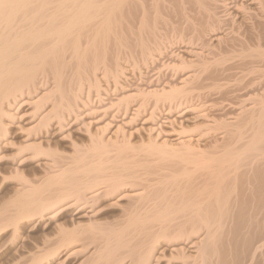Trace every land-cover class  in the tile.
Instances as JSON below:
<instances>
[{
  "label": "bare ground",
  "instance_id": "obj_1",
  "mask_svg": "<svg viewBox=\"0 0 264 264\" xmlns=\"http://www.w3.org/2000/svg\"><path fill=\"white\" fill-rule=\"evenodd\" d=\"M8 184L6 264H264V0H0Z\"/></svg>",
  "mask_w": 264,
  "mask_h": 264
},
{
  "label": "rangeland",
  "instance_id": "obj_2",
  "mask_svg": "<svg viewBox=\"0 0 264 264\" xmlns=\"http://www.w3.org/2000/svg\"><path fill=\"white\" fill-rule=\"evenodd\" d=\"M7 187V188H6ZM10 185L8 184V185H6V186H4V188L2 187V190L0 189V202L3 200V199H6L8 196H9V194H7L8 192L10 193ZM5 190V191H4ZM6 190H8V191H6ZM37 233V234H36ZM40 233V234H39ZM44 234H46V233H43V235ZM50 234V233H49ZM48 234V235H49ZM43 235H41V232H35L34 234H33V236H32V238H31V240H33V241H35V243H37V242H40V241H42L43 240ZM40 236V237H39ZM47 236V235H46ZM49 236H51V235H49ZM49 236L47 237V238H49ZM33 241H30V242H32V243H34ZM10 257V255L6 258V259H4V261H2V262H0L1 264H6V262L8 261L7 259ZM6 261V262H5ZM4 262V263H3Z\"/></svg>",
  "mask_w": 264,
  "mask_h": 264
}]
</instances>
